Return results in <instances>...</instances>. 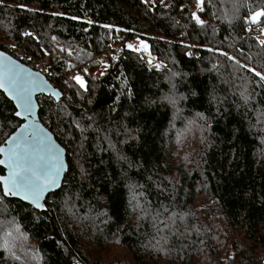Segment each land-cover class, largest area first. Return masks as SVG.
I'll return each instance as SVG.
<instances>
[{"label": "trees", "instance_id": "obj_1", "mask_svg": "<svg viewBox=\"0 0 264 264\" xmlns=\"http://www.w3.org/2000/svg\"><path fill=\"white\" fill-rule=\"evenodd\" d=\"M197 4L0 0V51L50 61L61 99L37 96L38 117L68 162L44 212L0 187V264H264V81L247 70L264 73V17L248 22L264 0H204L200 24ZM15 110L0 91V146Z\"/></svg>", "mask_w": 264, "mask_h": 264}, {"label": "snow or ice", "instance_id": "obj_2", "mask_svg": "<svg viewBox=\"0 0 264 264\" xmlns=\"http://www.w3.org/2000/svg\"><path fill=\"white\" fill-rule=\"evenodd\" d=\"M203 3L204 0H198V8ZM261 17H264V12H255L249 17L248 22L252 25L259 24ZM193 19L198 24L202 23L196 13H193ZM24 35L31 34L25 33ZM259 43L264 46V41H259ZM143 48L147 49V45H143ZM209 51L212 50L209 49ZM221 55L227 56L230 60L234 59L226 53H221ZM3 61L4 63L0 64V89L8 92L17 101L18 107L22 109L15 115L24 116L30 122L24 125L19 135L10 138L9 147L0 146V154L4 156L0 159V165H6L10 169L7 177L0 176V185L3 187L5 197H19L24 201H29L36 209H43L45 205L42 201L45 200V193L59 187L60 174L64 168L60 150L50 142L51 138L30 119L35 113L33 94L43 93L46 83L40 74L25 75L24 70L12 64L7 57H3ZM240 67L245 66L240 65ZM247 70L259 77L260 81H264V73L251 67ZM75 80L81 88L84 87V81L80 76H76Z\"/></svg>", "mask_w": 264, "mask_h": 264}, {"label": "water", "instance_id": "obj_3", "mask_svg": "<svg viewBox=\"0 0 264 264\" xmlns=\"http://www.w3.org/2000/svg\"><path fill=\"white\" fill-rule=\"evenodd\" d=\"M0 54H2V56H0V64L4 63V61H3V57H7L8 60H9L12 64L18 66L20 69H23L25 75H29V74H31V75L34 76V75H36V74H40L41 78H42V79L45 81V83H46V88H45V91H44L43 93L37 92V93H34V94H33L32 99H33V103L35 104V113H34V115H33L30 119H31V121H34V122H35V124L38 126V128H39L40 130H42L44 133L47 134L48 137L51 138V141H50V142H51V143H52L57 149H59L60 152H61V158H62V160H63L64 168H63V171H62L61 174H60V184H59V187H57L56 189H53V190L50 191V192L45 193V200L42 201V203H44V205H45V207H44L43 209H36V208H35V207H34L29 201H24V200L20 199L19 197H5V196L3 195L6 199H9V200L15 199V201H20V202H22V203L25 204V205H26V204H29L30 207H32L34 210H36V211H38V212H40V211H43V212H44V211L46 210L47 206H48V202H47V200H46L47 197H48L50 194H54V192H56V191L58 192V191H60V190L63 188L64 180H65V178H66V176H67V173H68V172H67V170H68L67 163H68V162H67V158H66V152L64 151L65 149L55 141L54 134H53L52 132L48 131V130H47V129H46V128L40 123V122H41V121H40V117H38V108H40V107H39V103H37L36 97H37V96H39V97H51V98H53L54 101L58 102V101L61 99V93L59 92V90L54 89L53 85H52L50 82H48L47 77H46L45 75L41 74L40 72H38V70H32V69L28 68L23 62H18L16 59L10 57V55H8L7 53L5 54V53H3V52L0 51ZM0 91L5 95V98H6L7 100H9V101L11 102V104L14 105V107H15V109H16V110H15V113H16L17 111H22V109H20V108L18 107L17 101H16L15 99H13V98L8 94V92H6L4 89H0ZM57 93L59 94V97H58V98H57ZM14 117L17 118L18 120H20V121L22 122V124H20V126L14 131V133H12V134L10 135V137L7 138V139L5 140V142L1 145V146L5 147V148H7V147L10 146V143H8V141L10 140V138H11L12 136L19 135V133L23 130L24 125H26V124H28V123L30 122V120H29V119H26L24 116L17 117V116L14 114ZM3 158H4V156H3L2 154H0V159H3ZM0 169H2L3 172H4V173H3L4 175H2V176L7 177V176L9 175V173H10V169H9L6 165H0ZM0 176H1V175H0ZM0 187H1L2 190H3L2 185H0ZM2 194H3V193H2Z\"/></svg>", "mask_w": 264, "mask_h": 264}, {"label": "built area", "instance_id": "obj_4", "mask_svg": "<svg viewBox=\"0 0 264 264\" xmlns=\"http://www.w3.org/2000/svg\"><path fill=\"white\" fill-rule=\"evenodd\" d=\"M202 8H203V4L201 5V10L198 12L196 10H190L188 11V14H190L192 17H193V13H196V15L198 16V18L203 21L205 18L203 16V14H201V11H202ZM22 51H18L16 54H15V59L20 62V59L22 57ZM141 56L144 58L145 61L149 62V65H154V61L152 58H150L148 55H146V53H141ZM98 66L100 68L102 64V59L98 58ZM31 64L29 63V65L27 66L28 68L32 69V70H38V72H40L41 74H45L46 73V69L50 66V61H47L46 59H40V60H35V61H30ZM47 128L49 127V123H47ZM45 126V128H46Z\"/></svg>", "mask_w": 264, "mask_h": 264}, {"label": "rangeland", "instance_id": "obj_5", "mask_svg": "<svg viewBox=\"0 0 264 264\" xmlns=\"http://www.w3.org/2000/svg\"><path fill=\"white\" fill-rule=\"evenodd\" d=\"M203 6H204V4H203ZM193 10H196V11H200L201 10V7L200 8H198V6H196ZM202 10H203V8H202ZM201 14H202V11H201ZM204 16V15H203ZM198 17V16H197ZM205 18V17H204ZM205 20L206 19H204L203 21L205 22ZM202 21V22H203ZM129 45H131V47H129ZM143 45H146V44H142V43H140V42H138V41H135V40H133V41H131L130 43H128V45H127V48L131 51V50H134L135 52H139L140 50H143V49H145V48H143ZM97 67H98V64L96 65ZM98 68H100V67H98ZM100 69H102V68H100Z\"/></svg>", "mask_w": 264, "mask_h": 264}, {"label": "clouds", "instance_id": "obj_6", "mask_svg": "<svg viewBox=\"0 0 264 264\" xmlns=\"http://www.w3.org/2000/svg\"><path fill=\"white\" fill-rule=\"evenodd\" d=\"M30 243V242H29Z\"/></svg>", "mask_w": 264, "mask_h": 264}]
</instances>
